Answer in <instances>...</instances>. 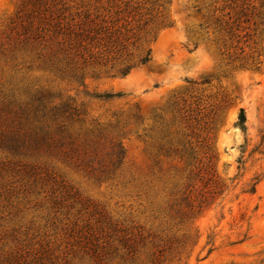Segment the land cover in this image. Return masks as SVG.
Segmentation results:
<instances>
[{"label":"rangeland","instance_id":"obj_1","mask_svg":"<svg viewBox=\"0 0 264 264\" xmlns=\"http://www.w3.org/2000/svg\"><path fill=\"white\" fill-rule=\"evenodd\" d=\"M0 264H264V0H0Z\"/></svg>","mask_w":264,"mask_h":264},{"label":"trees","instance_id":"obj_2","mask_svg":"<svg viewBox=\"0 0 264 264\" xmlns=\"http://www.w3.org/2000/svg\"><path fill=\"white\" fill-rule=\"evenodd\" d=\"M117 17L118 18H116L113 22H110L109 26H107L105 22H102V24H98L96 22V19L91 21L89 20V22H86L83 25H78L77 30H72L70 32V35H74L73 41L76 47L81 48L83 47V45H86L97 49H106L108 52H110V50L107 49V47L111 49H116L119 45H121L120 40L124 38V35L120 32V29H114V25L121 21H124L127 16L121 18L117 15ZM124 50L125 48L117 50L115 55L118 56L122 54ZM150 55L151 51L148 49L143 54L138 56L136 60L123 64L122 67L118 70V73L121 76H125L129 73L132 68L147 65L151 61ZM245 120L246 118L244 112L241 110L239 112L237 125L242 130H244Z\"/></svg>","mask_w":264,"mask_h":264}]
</instances>
